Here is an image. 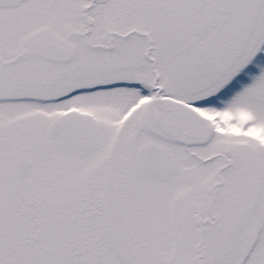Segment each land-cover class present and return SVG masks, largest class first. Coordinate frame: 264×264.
Segmentation results:
<instances>
[{
    "label": "snow or ice",
    "instance_id": "snow-or-ice-1",
    "mask_svg": "<svg viewBox=\"0 0 264 264\" xmlns=\"http://www.w3.org/2000/svg\"><path fill=\"white\" fill-rule=\"evenodd\" d=\"M0 264H264V0H0Z\"/></svg>",
    "mask_w": 264,
    "mask_h": 264
}]
</instances>
